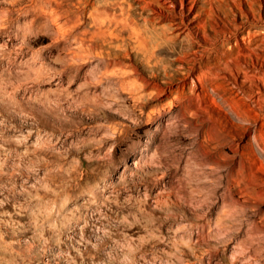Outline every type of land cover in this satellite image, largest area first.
<instances>
[{"label": "clouds", "instance_id": "clouds-1", "mask_svg": "<svg viewBox=\"0 0 264 264\" xmlns=\"http://www.w3.org/2000/svg\"><path fill=\"white\" fill-rule=\"evenodd\" d=\"M260 0H0V264H264Z\"/></svg>", "mask_w": 264, "mask_h": 264}, {"label": "rangeland", "instance_id": "rangeland-1", "mask_svg": "<svg viewBox=\"0 0 264 264\" xmlns=\"http://www.w3.org/2000/svg\"><path fill=\"white\" fill-rule=\"evenodd\" d=\"M260 2H262V4H264V0H260ZM262 14H264V13H262Z\"/></svg>", "mask_w": 264, "mask_h": 264}, {"label": "bare ground", "instance_id": "bare-ground-1", "mask_svg": "<svg viewBox=\"0 0 264 264\" xmlns=\"http://www.w3.org/2000/svg\"><path fill=\"white\" fill-rule=\"evenodd\" d=\"M261 4H262V2H261Z\"/></svg>", "mask_w": 264, "mask_h": 264}]
</instances>
